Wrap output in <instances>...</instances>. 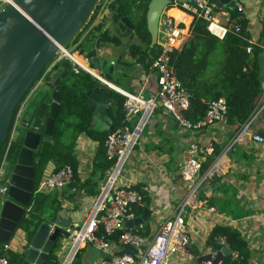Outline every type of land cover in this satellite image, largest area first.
<instances>
[{"label": "crops", "instance_id": "0c3cea01", "mask_svg": "<svg viewBox=\"0 0 264 264\" xmlns=\"http://www.w3.org/2000/svg\"><path fill=\"white\" fill-rule=\"evenodd\" d=\"M235 1L236 11L239 12L236 17L232 15V12L236 13V11L226 7L221 9L226 10L228 15L219 13L218 16L220 21L230 28L233 29L238 25L241 28L245 27L250 33L249 41L256 53L262 87L255 113L245 134L237 140L239 131L244 124L241 126L231 124L227 117L200 131L187 130L182 128L174 117L162 107H156L146 119L137 145L115 180L116 186L140 187L145 192L148 200L141 204L144 209L141 213L135 212L137 217H140L145 209L150 212L147 220L142 224L145 229H149V234L143 236L152 238L160 229L164 219L176 213L190 194L193 184L182 180L178 173V166L184 151L192 143H198L204 150L212 148L210 152L204 151L200 156L203 169L200 176L194 180V186L197 188L195 197L185 207L190 216L192 243L189 249L190 255L184 258L198 264H201L212 250L219 251L208 241L213 229L217 226H232L239 229L252 253L249 264H264V147L253 139V133L264 137V0ZM238 6L243 9L239 11ZM106 8L107 5L89 24L80 39L68 47L84 63L85 60L83 55L79 54V48L82 47L85 53H91L96 46V37H102L98 34L102 23L106 22V27H108L113 22L110 17L112 8L109 14H107ZM171 10L179 11L176 8ZM176 16L184 19L187 23L191 20L189 16L180 11ZM103 43L104 41L98 51L100 55L125 64H139L140 68L130 75L115 73L110 84L106 85L110 93L107 116L103 119L95 118L93 121L91 118L89 119V128L100 132L115 129L112 112L117 108V105L112 93L125 96L124 92H126L150 100L155 98L158 90L156 73L150 67L145 68L138 62V57L126 52L123 48L107 47ZM62 65L63 63L60 66ZM46 77L39 78L35 89L24 101L20 124L24 112L31 111L28 108L30 105H35L37 109L42 102H47L44 100L46 95L51 96L53 89L47 83ZM49 102H51V97ZM139 118L140 115L134 116L131 123H135ZM39 129L33 130L39 133ZM29 130L22 135V148L25 134ZM71 135V130H68L66 142L70 140ZM73 141L74 155L78 160L79 181L77 184L72 183L74 189L63 188L42 192L45 196H49L42 208V216L45 221H50L54 225L56 218L62 216L72 220L70 230L75 224L82 225L88 222L101 187L113 169L103 165V158L99 156L100 142L96 138L81 131ZM37 151L34 152L35 162ZM54 168L53 161H50L43 177L52 172ZM211 168H214V174L204 180V176ZM199 201H203L205 205H198ZM211 206L216 208V212L208 211V207ZM127 228L138 229L137 226H128ZM31 234L33 233L30 230L19 226L10 239L4 242L10 244L9 256H18L25 247L28 235ZM61 238L63 245L58 253V264L64 262L72 248L70 237L62 236ZM113 250H116V247L104 250L91 243L81 244L71 264H102L109 258Z\"/></svg>", "mask_w": 264, "mask_h": 264}, {"label": "built area", "instance_id": "2783aa9c", "mask_svg": "<svg viewBox=\"0 0 264 264\" xmlns=\"http://www.w3.org/2000/svg\"><path fill=\"white\" fill-rule=\"evenodd\" d=\"M9 1L0 0V7H3ZM107 1L99 0L97 7L101 6L100 12L107 5ZM169 1L170 4L164 8L159 17L158 38L155 46L157 54L150 66L157 76L158 90L156 96L153 99L146 100L139 95L124 92L125 101L123 107L125 120L130 123H126L109 132L105 141L106 157L108 160L114 162L111 174L101 187L98 200L91 211L88 222L82 225L75 224L71 230L69 229L72 247H75L74 255L81 244L85 243L94 244L104 250L116 247V250L111 251L109 258L102 264H198L184 258L190 255L189 249L192 243L189 224L190 216L185 207L195 197L197 188L194 186V180L200 176L203 167L200 156L204 151L210 152L212 148L204 150L198 143H192L186 148L178 166V173L182 180L193 184L190 188V194L176 213L164 219L160 229L152 238L144 237L136 230L126 227L127 221L137 218V213L133 206L136 203L142 202V195L132 186H116L115 181L122 166L139 141L146 121H143V118L146 116L147 119L156 107H162L174 117L175 121L182 128L191 131L206 129L226 118L227 105L225 99L222 97L211 101L206 114L196 122H191L186 118L185 112L189 107V95L174 73L171 65V55L188 40L191 35V25L195 19L204 20L207 23L208 31L220 39H223L230 31L240 32L241 27L236 25L232 29L220 21L218 14L228 15V12L222 10L217 5L216 0ZM173 8L189 16L191 18L190 22L187 23L184 19L171 13L170 10ZM237 9L240 11L243 8L238 6ZM68 47L55 55L45 67L42 76H48L51 83L54 82L56 69L65 60L72 62L70 68L74 73H80L81 71L92 72L91 66L84 63L82 59L80 60L78 55H74ZM248 51H253L251 42L248 46ZM36 83L22 100L13 119L9 134L0 151V206L7 199L9 178L6 177V166L10 159L12 144L18 134L22 105L28 95L35 89ZM139 115L140 118L132 124L131 119ZM251 119L241 127L237 140L241 139L245 134ZM42 124H44V121H41L39 125H35L33 129L38 130ZM26 125L28 126L30 123ZM253 139L264 147L263 136L253 133ZM213 174L214 168H211L203 179L206 180ZM72 182V168L69 165H64L59 170L52 171L42 177L37 191L49 192L63 189ZM198 205L204 206L205 203L199 201ZM208 211L214 213L216 212V208L212 206L208 207ZM99 215L100 217H98ZM137 227L144 228V225L140 224ZM100 229L103 230L102 234H99ZM219 242L222 246L219 251L214 252L215 250H212L209 257L204 259L201 264H226L224 258L219 257L223 247H229L226 237H220ZM130 245L136 247L138 252L134 253L126 250ZM10 249V244L4 243L3 251L5 252L3 255H0V264H11L8 253ZM230 257L234 262L239 260L238 253L235 251L231 252Z\"/></svg>", "mask_w": 264, "mask_h": 264}, {"label": "water", "instance_id": "95a60500", "mask_svg": "<svg viewBox=\"0 0 264 264\" xmlns=\"http://www.w3.org/2000/svg\"><path fill=\"white\" fill-rule=\"evenodd\" d=\"M111 0L107 5V14ZM190 1V0H189ZM222 8L236 11L235 0H216ZM99 0H10L0 9V151L9 134L18 104L22 102L37 78L51 60L62 49L68 47L88 24ZM146 24L150 33L149 48H154L158 38L159 17L170 4L169 0H147ZM109 17V15H107ZM111 18L113 17L110 16ZM117 28L123 34L131 35L136 29L134 22L121 15ZM102 37H99L91 53L79 48L85 63L91 66L90 74L95 82L86 92V105L92 110L91 121L107 116L110 103L109 88L113 75H130L140 68L117 62L99 54ZM72 66L65 60L54 73V79ZM119 74V75H120ZM63 86L56 85L51 93V102H42L36 109L26 132L23 148L18 154L11 176L7 199L0 210V242H6L19 228L29 210L35 188L34 155L41 142H52L54 124L63 102ZM48 113L46 114V112ZM44 119L43 134L34 131L37 119ZM146 120V116L143 121ZM74 189L72 183L66 186ZM150 212L145 209L140 217L126 222L128 226H139L147 220ZM100 217V215L98 216ZM72 220L58 216L54 225L43 221L32 235H28L23 251L11 264H58V253L62 248V236H70ZM134 253L138 249L128 246ZM215 249V248H213ZM75 247H72L62 264H71ZM232 250L223 247L220 258L231 256ZM209 257L206 256V259ZM244 259L240 260L243 263Z\"/></svg>", "mask_w": 264, "mask_h": 264}, {"label": "trees", "instance_id": "16d2710c", "mask_svg": "<svg viewBox=\"0 0 264 264\" xmlns=\"http://www.w3.org/2000/svg\"><path fill=\"white\" fill-rule=\"evenodd\" d=\"M103 1V0H100ZM121 2L122 8H130V4L138 0H117ZM145 7V14L136 22V31L142 41L148 43V47L143 50H137L132 54L138 57V62L143 64L145 68H149L154 57L157 54L156 47L149 48L150 33L146 24L147 0H139ZM121 7L117 8V12H121ZM101 6L96 7L94 13L90 17V21L84 29L77 35L73 42L78 41L85 30L89 27L100 12ZM232 12L233 16H237ZM115 20L120 18V14H116ZM102 41H109L120 44L118 36H110L105 31L101 34ZM250 33L245 27H242L240 32L230 31L223 39L213 35L207 29V23L202 19H195L191 25V35L180 49L175 50L171 55V65L177 79L181 82L189 95V107L185 112V116L191 122H196L201 119L207 112L211 101L224 98L227 105V120L231 124H239V126L249 121L254 113L258 98L262 92L260 69L256 57V53L249 52ZM64 63V62H63ZM45 70V69H44ZM44 70L40 73L39 79ZM47 83L53 89L56 85L63 86L60 112L54 124V137L52 142H41L39 150L36 152L35 162V188L34 196L30 204L29 210L22 218L19 226L30 230L34 233L35 229L45 221L42 212L45 201L49 196H45L42 192H38L37 188L41 181L47 164L53 161L55 168L53 171L59 170L64 165H69L73 171V184H77L78 177V160L74 155L73 145L74 137L81 131L87 132L100 142L99 156L103 158V165L106 168L112 169L114 162L106 157L105 141L111 131H94L89 128V119L92 115V110L86 105V92L95 82L94 77L85 71L74 73L71 68H67L59 78L54 79V82ZM116 101L117 108L112 112L115 129L126 123L123 103L125 96L112 93ZM44 100L49 102L50 95H46ZM21 104V103H20ZM18 104L14 117L20 106ZM31 111L24 112L22 123L18 127V134L10 151V158L16 160L22 148V135L30 129L26 125L30 123L35 115L36 106H29ZM44 119H37L35 125H39ZM43 126H40L39 133H42ZM68 130H71L69 141H65L68 135ZM114 130V129H113ZM22 131V133H21ZM38 158V159H37ZM203 169V167H202ZM142 195V202L134 204L133 208L137 213H141L144 206L141 204L148 200L145 192L140 187H135ZM142 235L149 234L148 228H138L136 230ZM103 230L100 229L99 234ZM32 235V234H31ZM226 237L227 244L232 251L238 253L239 260L232 261L231 257H224L226 264H249L252 253L248 242L242 237L241 231L232 226H217L213 229L209 243L220 249L222 246L219 242L220 237ZM3 243L0 242V255L4 254ZM126 250H128L126 248ZM17 255L10 256V263L14 261ZM244 259L243 263L240 260Z\"/></svg>", "mask_w": 264, "mask_h": 264}, {"label": "rangeland", "instance_id": "374dc122", "mask_svg": "<svg viewBox=\"0 0 264 264\" xmlns=\"http://www.w3.org/2000/svg\"><path fill=\"white\" fill-rule=\"evenodd\" d=\"M129 7L130 8H128V9L127 8H123L124 9L123 12L122 11L121 12H115V10H112L111 11V16L113 15V12H114V15L112 17V19H113L112 24L110 26L106 27V24H105L106 22L102 23L101 30L98 32V34L101 35L103 32L107 31L110 34V36H118L120 41H121L120 44L116 45L115 43H112V42H109V41H105L103 43V45H106L107 47H112V48L117 46L118 48H120V49L123 48L126 52L133 54L137 50V48L135 47V44L139 45V47H140L139 50H143V49H146L148 47V43L142 41L141 37L139 36V34L137 33L136 30L131 35H126V34H123L122 32H120L119 29L117 28V21L118 20L116 21L115 17L117 16L116 14H120V15H124L125 14L136 25L137 20L144 16L145 7L146 6L141 4V2L138 4L135 1V2L131 3ZM146 13H147V11H146ZM89 21H90V19H89ZM104 29H106V30L104 31ZM98 38H99V36L96 37L95 40H97ZM93 41H94V39H93ZM71 44L69 46H71ZM101 45H102V42L100 43V46ZM18 130H19V128H18ZM13 165H14V161H13V159L10 158L9 161H8V164L6 166V177H8V178H9V176H11L10 174H11V172L13 170V167H14ZM0 208H1V206H0Z\"/></svg>", "mask_w": 264, "mask_h": 264}, {"label": "flooded vegetation", "instance_id": "af4514ba", "mask_svg": "<svg viewBox=\"0 0 264 264\" xmlns=\"http://www.w3.org/2000/svg\"><path fill=\"white\" fill-rule=\"evenodd\" d=\"M110 1L111 0H108V2H107V5L110 3ZM138 4L140 3V1L138 0V1H136ZM119 7H121V2H118V1H114V2H112L111 3V5H110V8H112V10H115V12H117L118 10H117V8H119ZM121 9V11L123 12L124 11V9L121 7L120 8ZM113 15H114V12H113ZM135 47L137 48H140L139 47V45H136L135 44Z\"/></svg>", "mask_w": 264, "mask_h": 264}, {"label": "bare ground", "instance_id": "6f19581e", "mask_svg": "<svg viewBox=\"0 0 264 264\" xmlns=\"http://www.w3.org/2000/svg\"><path fill=\"white\" fill-rule=\"evenodd\" d=\"M170 12L176 15L179 11L171 10ZM79 59L81 60V58H79Z\"/></svg>", "mask_w": 264, "mask_h": 264}]
</instances>
